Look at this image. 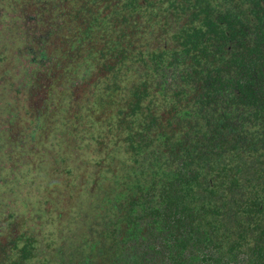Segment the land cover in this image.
<instances>
[{"label":"trees","instance_id":"1","mask_svg":"<svg viewBox=\"0 0 264 264\" xmlns=\"http://www.w3.org/2000/svg\"><path fill=\"white\" fill-rule=\"evenodd\" d=\"M0 264H264V0H0Z\"/></svg>","mask_w":264,"mask_h":264},{"label":"rangeland","instance_id":"2","mask_svg":"<svg viewBox=\"0 0 264 264\" xmlns=\"http://www.w3.org/2000/svg\"><path fill=\"white\" fill-rule=\"evenodd\" d=\"M19 47V45H18ZM66 192V190L64 189ZM69 191V190H68ZM70 195H73V191L69 192ZM80 199L76 201L64 202V207L68 210L69 218L67 219H57L53 220L56 222L52 223L53 233L55 237H58V232H72L87 230L90 227V221L92 220L90 214L96 211V207L100 204V197L98 196H86L85 194L80 193ZM52 209L60 208V205L50 204ZM60 220V221H59ZM59 221V222H58ZM78 238L80 239L79 235ZM81 246V244H79Z\"/></svg>","mask_w":264,"mask_h":264}]
</instances>
